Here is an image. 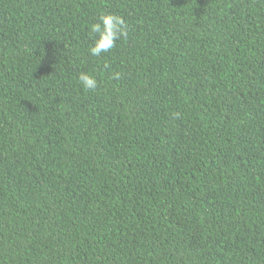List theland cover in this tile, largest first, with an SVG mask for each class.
Wrapping results in <instances>:
<instances>
[{"label":"trees","instance_id":"obj_1","mask_svg":"<svg viewBox=\"0 0 264 264\" xmlns=\"http://www.w3.org/2000/svg\"><path fill=\"white\" fill-rule=\"evenodd\" d=\"M0 264H264V0H0Z\"/></svg>","mask_w":264,"mask_h":264},{"label":"clouds","instance_id":"obj_2","mask_svg":"<svg viewBox=\"0 0 264 264\" xmlns=\"http://www.w3.org/2000/svg\"><path fill=\"white\" fill-rule=\"evenodd\" d=\"M128 36V25L123 17L115 14H101L98 22L90 25V38L93 44L90 47V54L94 57H101L116 47L121 38ZM114 79H119L120 74L115 73ZM78 81L85 91H94L98 87V81L94 75L81 72ZM173 119H179L180 113L172 114Z\"/></svg>","mask_w":264,"mask_h":264}]
</instances>
